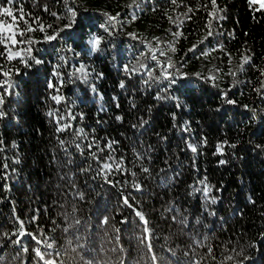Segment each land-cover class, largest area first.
<instances>
[{
    "label": "trees",
    "instance_id": "16d2710c",
    "mask_svg": "<svg viewBox=\"0 0 264 264\" xmlns=\"http://www.w3.org/2000/svg\"><path fill=\"white\" fill-rule=\"evenodd\" d=\"M0 7V264H264V9Z\"/></svg>",
    "mask_w": 264,
    "mask_h": 264
},
{
    "label": "snow or ice",
    "instance_id": "6c2138e0",
    "mask_svg": "<svg viewBox=\"0 0 264 264\" xmlns=\"http://www.w3.org/2000/svg\"><path fill=\"white\" fill-rule=\"evenodd\" d=\"M250 2L252 4H254V5L259 2L260 7L262 9H264V0H250ZM8 3L9 4L13 3V0H8ZM211 3H212V6H213V11H215V9H216V0H211ZM212 15H213V13L210 12L209 13V16H212ZM74 16H75V13H73V17ZM0 17H11L12 18V21H13V22H10V23H7L6 24L3 20H0V30H4V31H7V32H10L11 33V35L6 36L3 39H0V43H5V40H10L11 41V44L12 45H15L17 43V40L15 39V36L17 34L23 35V32L22 31L21 32H16L13 29H14V26H18L20 20L23 19V11L21 10L20 17L17 18L16 15L13 13V11L10 8H8V7H0ZM109 19H115V18L110 17ZM208 26H209V28H211V21H209V25ZM29 30H31V28H29ZM42 30H43V28L41 27V31ZM211 34H212L211 31H209V35H211ZM55 38H56L55 36H46L45 37L46 40H53ZM20 43H23V41H20ZM90 43L92 44V50L95 51L99 47L101 41H100V39H95L94 42L90 41ZM5 47H7V45H5ZM26 51H27V55L29 57H31V48H28ZM20 55H21L20 52H16L15 53V56H17V57H19ZM12 58H13L12 54L9 53L8 59L11 60ZM153 58H155V57H153ZM24 62L27 65V61H24ZM35 63L39 64V63H41V61L39 59H36L35 60ZM3 74L5 76L8 75L7 72H5ZM170 75H171L170 73H165V76L166 77H170ZM58 131H59V129H58ZM89 147H91V146H89ZM192 150L195 151L196 149L193 148ZM105 167L108 168V167H110V165H105ZM136 187H139V185H137ZM205 191H207V189H205ZM212 202L215 203L214 200ZM125 203L126 204L128 203L127 200H125ZM137 216L140 217V220H144V217L142 215H140L139 212H137ZM105 222H106V219H105ZM145 232H147V228H145ZM47 247L48 248H51L52 245L51 244H48ZM148 247H149V250H151V246L149 245ZM48 255H52V253H48ZM36 256L37 257H40V259H44V254H42V252L39 249L36 251ZM151 260L153 262L156 261L155 255H153L151 257ZM45 264H53V261L48 260V261L45 262Z\"/></svg>",
    "mask_w": 264,
    "mask_h": 264
},
{
    "label": "rangeland",
    "instance_id": "374dc122",
    "mask_svg": "<svg viewBox=\"0 0 264 264\" xmlns=\"http://www.w3.org/2000/svg\"><path fill=\"white\" fill-rule=\"evenodd\" d=\"M250 1V0H249ZM256 5H257V7H260V4H259V2L258 3H256Z\"/></svg>",
    "mask_w": 264,
    "mask_h": 264
}]
</instances>
